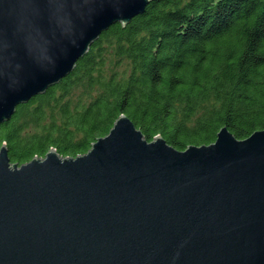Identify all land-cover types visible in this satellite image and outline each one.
<instances>
[{"label": "water", "instance_id": "1", "mask_svg": "<svg viewBox=\"0 0 264 264\" xmlns=\"http://www.w3.org/2000/svg\"><path fill=\"white\" fill-rule=\"evenodd\" d=\"M151 0H0V125ZM0 264H264V129L176 149L122 114L77 157L0 148Z\"/></svg>", "mask_w": 264, "mask_h": 264}, {"label": "trees", "instance_id": "2", "mask_svg": "<svg viewBox=\"0 0 264 264\" xmlns=\"http://www.w3.org/2000/svg\"><path fill=\"white\" fill-rule=\"evenodd\" d=\"M127 115L176 149L264 129V0H151L0 125L12 163L77 157Z\"/></svg>", "mask_w": 264, "mask_h": 264}]
</instances>
